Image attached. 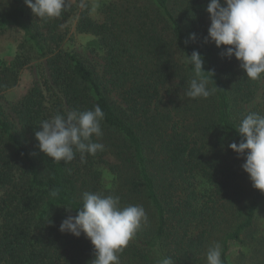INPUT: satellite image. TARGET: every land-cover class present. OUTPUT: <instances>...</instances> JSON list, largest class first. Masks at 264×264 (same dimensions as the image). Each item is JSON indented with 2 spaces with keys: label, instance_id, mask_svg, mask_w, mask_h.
Wrapping results in <instances>:
<instances>
[{
  "label": "trees",
  "instance_id": "trees-1",
  "mask_svg": "<svg viewBox=\"0 0 264 264\" xmlns=\"http://www.w3.org/2000/svg\"><path fill=\"white\" fill-rule=\"evenodd\" d=\"M209 2L109 0L96 17L89 0H67L60 17L39 19L24 0H0V35L19 37L15 56H0V93L19 83L32 60L45 59L48 69L13 106L15 117L0 104V264H92L90 240L59 230L85 191L119 196L122 207L142 205L148 215L120 264L163 257L207 264L214 242L223 264H231L234 245L238 264H264V193L229 148L243 139L237 129L247 114L264 116V78H247L235 56L221 55L227 46L204 42ZM72 16L78 33L95 37L100 63L65 47ZM194 50L214 73L206 99L185 95L194 75L186 54ZM96 105L105 113L97 140L104 151L83 162L77 152L68 164L40 152L42 121ZM103 168L114 174L112 187Z\"/></svg>",
  "mask_w": 264,
  "mask_h": 264
},
{
  "label": "clouds",
  "instance_id": "clouds-1",
  "mask_svg": "<svg viewBox=\"0 0 264 264\" xmlns=\"http://www.w3.org/2000/svg\"><path fill=\"white\" fill-rule=\"evenodd\" d=\"M24 3L39 19L58 18L67 6V0H24ZM206 11L211 23L204 42H214L217 48L227 46L221 55L235 56L247 78L253 81L264 78V0H223V3L210 0ZM189 39L195 41L196 34L191 33ZM186 58L194 75L185 95L192 99L208 98L215 92V88L209 87L214 73L204 70V59L198 51L194 50L190 56L186 54ZM205 73L210 75L205 76ZM104 118L105 113L99 105L91 110L57 114L41 122L40 130L35 132L37 146L54 162L68 164L77 152L83 162L84 154L94 156L105 150V145L97 142L103 136ZM237 130L243 139L239 143L232 142L229 148L244 158L242 169L253 188L264 193V116L256 112L247 114ZM50 196L58 197L59 190H52ZM81 198L82 207L76 208V215H68L59 230L77 238L83 234L90 240L95 252L92 264H120L119 254L149 222L144 207H122L119 196L88 191L83 192ZM65 208L66 211L74 209ZM221 256V245L214 242L206 252L207 264H223ZM158 264H174V261L171 257H163Z\"/></svg>",
  "mask_w": 264,
  "mask_h": 264
},
{
  "label": "rangeland",
  "instance_id": "rangeland-1",
  "mask_svg": "<svg viewBox=\"0 0 264 264\" xmlns=\"http://www.w3.org/2000/svg\"><path fill=\"white\" fill-rule=\"evenodd\" d=\"M71 3H75L76 0H69ZM92 5L93 15L98 17L99 11L104 2L109 0H89ZM223 3V0H221ZM77 24V16H72L69 21V29L70 34L67 37L65 42V47L71 50L76 51L80 54V56L91 64H97L101 61L98 58V53L95 52L96 41L95 37L91 34L78 33L76 31ZM18 33L14 30H9L7 33L0 35V56L3 58L11 59L15 56L18 50ZM44 71L48 73V69L45 63V59L43 60H32L21 73V78L19 83L4 92L0 93V104L5 109L6 113L10 117H15L13 106L18 103L29 91L30 88L34 86L36 82L40 80V76ZM103 171V183L106 187H112L114 183V174L106 168L102 169ZM201 190H203V186L199 184ZM261 218V227L264 228V208L260 212ZM201 227V224H197L198 229ZM241 247L238 245H234L231 250V264H238L239 255H240Z\"/></svg>",
  "mask_w": 264,
  "mask_h": 264
}]
</instances>
